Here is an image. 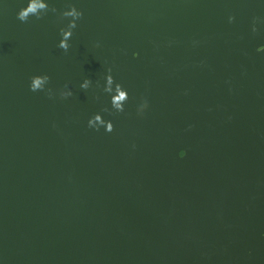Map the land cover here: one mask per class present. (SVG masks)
I'll return each instance as SVG.
<instances>
[{
	"label": "water",
	"instance_id": "1",
	"mask_svg": "<svg viewBox=\"0 0 264 264\" xmlns=\"http://www.w3.org/2000/svg\"><path fill=\"white\" fill-rule=\"evenodd\" d=\"M0 264H264V0H0Z\"/></svg>",
	"mask_w": 264,
	"mask_h": 264
},
{
	"label": "clouds",
	"instance_id": "2",
	"mask_svg": "<svg viewBox=\"0 0 264 264\" xmlns=\"http://www.w3.org/2000/svg\"><path fill=\"white\" fill-rule=\"evenodd\" d=\"M20 19H23L24 18V14L22 13L20 16H19ZM183 155V154H182Z\"/></svg>",
	"mask_w": 264,
	"mask_h": 264
}]
</instances>
